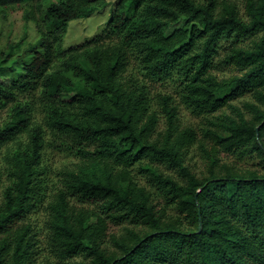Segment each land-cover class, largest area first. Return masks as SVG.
Masks as SVG:
<instances>
[{
	"label": "trees",
	"instance_id": "1",
	"mask_svg": "<svg viewBox=\"0 0 264 264\" xmlns=\"http://www.w3.org/2000/svg\"><path fill=\"white\" fill-rule=\"evenodd\" d=\"M242 1L0 0L25 26L0 47V264H264V0ZM110 3L100 33L63 46L71 20ZM164 78L179 101L153 91ZM248 91L250 117L232 102Z\"/></svg>",
	"mask_w": 264,
	"mask_h": 264
},
{
	"label": "rangeland",
	"instance_id": "2",
	"mask_svg": "<svg viewBox=\"0 0 264 264\" xmlns=\"http://www.w3.org/2000/svg\"><path fill=\"white\" fill-rule=\"evenodd\" d=\"M239 5L242 9L245 8L244 2L242 0H238ZM112 11V4L110 3L104 8L96 10L94 13L90 14L88 17L73 19L70 21L68 31L66 33V36L63 41V46L68 47L72 44H77L83 42L85 39L90 38L98 33L105 27L107 20L111 14ZM14 21V27L13 30L9 36V27L10 24ZM187 20L185 17L181 16L176 22L171 24V26L167 30V34H171L174 31L181 29V28H187ZM24 20L22 18V13L19 10H16L11 16L9 15L6 19L0 18V47L4 44V42L7 40L8 37H10L13 40H17L20 38V36L24 33ZM38 33H36V30L34 29L33 25L30 26V37L29 39L33 40L37 38ZM224 52V51H223ZM224 55L221 54L220 57ZM218 57H216L217 59ZM232 67V68H231ZM218 75L220 76H227L233 73L238 72L237 69H235L233 66H229L228 68L224 70H217ZM1 79L4 80V77ZM8 80H10L8 78ZM5 81V80H4ZM151 86L153 87L154 92L159 91H165L172 93L176 100L179 101V96L176 92L175 85L170 82L168 79H160L156 81L151 82ZM73 97V93L70 94H64L63 99H71ZM253 100V94L248 91L244 95L235 98L232 100L233 104H236L242 108V110L245 111L246 115L250 117L252 115V112L250 109L246 108L244 105L245 100ZM226 110L230 113H232L233 108L226 107ZM218 112V111H217ZM220 112V111H219ZM8 116V110L6 109H0V124L2 121ZM204 119L202 116L194 114L190 109L186 108L184 105H181L180 107V113H179V122L182 126V128L185 127H193L201 137L203 134V126H204ZM164 122H160V126L164 127ZM208 139V138H206ZM201 140L197 139L194 143L187 149L186 152V161L188 164H190L192 170L196 172L198 175L203 174L207 170V159L205 157L204 151L202 147L200 146ZM56 154L55 158H62V156L57 151H55ZM223 155H227L226 158H228L229 161L234 159L235 157L232 156V154H229L227 151L223 150ZM237 161L240 163V165H255L258 160L251 158V159H239L237 157ZM166 171L178 174L176 171H174L173 168L164 166L163 167ZM46 210L44 208L38 209L37 211L33 212L31 215V218L33 219V223L36 224L41 229H44L45 226V220H46ZM115 229L117 227H114ZM46 233V231H45ZM43 234L41 237L43 238L42 242V248L40 252L38 253V262H42V259L44 258L45 254L49 251V246L47 244V236L46 234L43 237ZM53 262L56 264L58 258L55 256H52Z\"/></svg>",
	"mask_w": 264,
	"mask_h": 264
},
{
	"label": "water",
	"instance_id": "3",
	"mask_svg": "<svg viewBox=\"0 0 264 264\" xmlns=\"http://www.w3.org/2000/svg\"><path fill=\"white\" fill-rule=\"evenodd\" d=\"M259 127H257V129H258Z\"/></svg>",
	"mask_w": 264,
	"mask_h": 264
}]
</instances>
